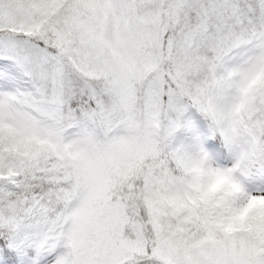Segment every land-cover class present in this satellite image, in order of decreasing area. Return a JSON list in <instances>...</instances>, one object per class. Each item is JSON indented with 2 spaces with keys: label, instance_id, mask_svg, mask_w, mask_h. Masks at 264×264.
<instances>
[{
  "label": "snow or ice",
  "instance_id": "snow-or-ice-1",
  "mask_svg": "<svg viewBox=\"0 0 264 264\" xmlns=\"http://www.w3.org/2000/svg\"><path fill=\"white\" fill-rule=\"evenodd\" d=\"M0 264H264V0H0Z\"/></svg>",
  "mask_w": 264,
  "mask_h": 264
}]
</instances>
